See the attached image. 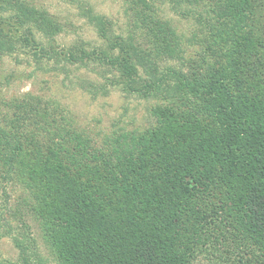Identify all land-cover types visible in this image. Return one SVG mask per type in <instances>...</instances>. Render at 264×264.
<instances>
[{
  "label": "trees",
  "instance_id": "16d2710c",
  "mask_svg": "<svg viewBox=\"0 0 264 264\" xmlns=\"http://www.w3.org/2000/svg\"><path fill=\"white\" fill-rule=\"evenodd\" d=\"M66 1L99 45H59L46 10L0 0V53L93 98L153 101L151 121L99 145L41 98L0 110V181L20 191L0 205V239L15 264H45L29 219L57 264H264V0H121L125 34ZM161 4L192 21L191 56Z\"/></svg>",
  "mask_w": 264,
  "mask_h": 264
},
{
  "label": "rangeland",
  "instance_id": "374dc122",
  "mask_svg": "<svg viewBox=\"0 0 264 264\" xmlns=\"http://www.w3.org/2000/svg\"><path fill=\"white\" fill-rule=\"evenodd\" d=\"M101 15L108 18L116 33L125 34L129 22L125 13V5L121 0H80ZM38 9L46 10L61 27L57 37L59 45H68L74 41H84L90 45H99L100 41L93 28L80 15L75 4L66 0H30ZM160 17L169 20L171 25L182 35L187 56L197 47L187 42L192 30V21L183 19L174 13L166 4L158 5ZM40 70L28 62L25 55L0 53V110H5L10 103L21 96L41 98L58 108L63 121L73 126L78 134L87 137L96 144H101L107 137L120 135L123 132L141 130L151 121L150 111L153 101L125 96L112 89L107 96L91 97L75 84L63 81V76ZM73 75H78L75 73ZM80 75H86L81 73ZM91 78H93L91 76ZM20 197L19 188L6 185L0 181V205L9 200L11 205ZM31 234L45 264H57L56 258L49 248L40 225L32 219L28 220ZM17 251L10 239H0V263L15 264ZM195 264H215L207 256Z\"/></svg>",
  "mask_w": 264,
  "mask_h": 264
}]
</instances>
